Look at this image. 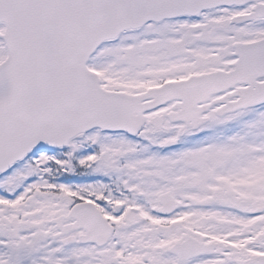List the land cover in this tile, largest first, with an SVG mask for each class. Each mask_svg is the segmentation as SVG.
Returning a JSON list of instances; mask_svg holds the SVG:
<instances>
[{
  "label": "snow or ice",
  "instance_id": "6c2138e0",
  "mask_svg": "<svg viewBox=\"0 0 264 264\" xmlns=\"http://www.w3.org/2000/svg\"><path fill=\"white\" fill-rule=\"evenodd\" d=\"M0 264H264V0H0Z\"/></svg>",
  "mask_w": 264,
  "mask_h": 264
}]
</instances>
